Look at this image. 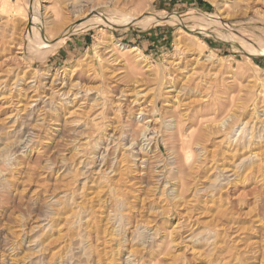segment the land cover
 <instances>
[{"label":"rangeland","instance_id":"1","mask_svg":"<svg viewBox=\"0 0 264 264\" xmlns=\"http://www.w3.org/2000/svg\"><path fill=\"white\" fill-rule=\"evenodd\" d=\"M71 3L214 15L264 44V0H0V264H264V52L176 24L98 26L46 55L27 19L54 41Z\"/></svg>","mask_w":264,"mask_h":264},{"label":"bare ground","instance_id":"2","mask_svg":"<svg viewBox=\"0 0 264 264\" xmlns=\"http://www.w3.org/2000/svg\"><path fill=\"white\" fill-rule=\"evenodd\" d=\"M140 3H141V1H140ZM146 4H148V3H146ZM69 7H70V9L68 11H66V13L64 12L65 14L63 12L58 13V18L61 16L60 24L63 27L60 30L57 39L54 41H51L50 39L46 38L45 31L42 30L41 26L38 24L39 22H37L36 19L34 18L33 13L27 19L25 31L27 32L29 40L32 43H34V45L37 46V48H40V49L43 48L45 51L44 50L43 51L41 50V51L44 52L46 55L54 52L56 48L60 47L65 42V40L67 39V37L70 34L77 33V32L82 31V30H89L91 28H95L98 26H103V27L108 26V27H112L115 29H117V28L126 29V28H129L130 26H133V27H137V28H141V29H147V28L154 27L156 25H176V24L182 25L184 29L191 28V30L198 31L201 33L203 32V33L208 34V32L211 31L219 39H221L225 42H231L240 48H246V49H248V51L250 53H253V54L264 52V44L254 45V42L253 43L247 42L245 39L241 38L237 32L230 30L226 26V24H224L221 21L222 18H220L218 16H214V15H204L203 14L204 15L203 19L200 16H199V18H197V16H191L187 19V18H184L180 15L176 16L173 13L169 14L167 12H166V14L159 13V12H157L155 14H151V13L144 14V12H139L138 14H125V13L121 14L119 12L120 14H117V13L116 14H110V15L108 14L107 16L101 17V16L90 14L91 12L88 11L87 9L82 10V8H84L82 6H81L82 8H78L79 6L78 7L75 6L74 3L73 4L71 3V5ZM35 16H37V15H35ZM191 24H193V25H191ZM110 35L99 36L98 41L93 44V48L95 49L99 45H104V46L108 45V42L111 43L110 41L107 40L109 38V40L114 42L116 44V47L118 48V52H117L118 54L115 51V53H116L115 55H117V57H119V58H122V60H125V61L131 63L132 65L133 64L135 65V62L141 58L142 54H140V50L134 46H129V45H126L124 43L118 42L117 40L113 41ZM176 39H177V43H176L177 45H179V44H182V46L186 45L185 39L183 40V38H181V37L176 38ZM29 42H28V44L31 43V42L30 43ZM31 44H30V46H31ZM124 49H129L130 51L127 50V52H125V51H123ZM35 50L37 51L38 49H35ZM113 50H115V49H111L109 51L112 52ZM132 51L135 53H133ZM38 52L39 51H37V54H38ZM36 56H38V55H36ZM112 56H113V53H112ZM117 57H116V59H117ZM213 59H214L213 55H205L203 61L211 62ZM78 65H81V64L77 63V66ZM72 66H70V68H72ZM75 66H76V64H75ZM136 66H137V64H136ZM73 68H75V67L73 66ZM62 94L66 95L68 93L64 92ZM76 94L77 93L72 94V95H76ZM95 123H97V122H95ZM252 124H251V122H248V120L241 121L240 124L238 125L237 129H239V131L241 133L243 131H246L247 127H248V131H249L248 135H249V134H251L250 129L252 128ZM219 125H221V128H222V126L224 127V125H225L224 121L221 122ZM146 131H147V129L143 130V134L142 133L141 134L143 135V140L148 142V140L152 137H147L148 131L147 132ZM230 137L229 138L232 139V136H230ZM235 138H233V139H235ZM238 138H239V136H238ZM253 140H255V139H253ZM235 141H237V140H235ZM252 143H253L252 135H249V138H248L247 142L245 143V145L247 146L248 144H252ZM129 144L132 145L131 142ZM144 144L141 145L140 149H143ZM146 144L149 145V143H146ZM189 144H190V142L188 143V145ZM181 145L185 146L186 144L184 145L182 143ZM188 145H186L187 147L185 146L187 148V151H189ZM185 147L182 148L183 149L182 152L186 151ZM131 152L132 151H130V153ZM190 152H191V149H190ZM234 152H236V149L233 150V153ZM185 153H187V152H184V154ZM188 155H189V153H188ZM184 157H185V155H184ZM254 157H255V154L251 153V154H249V156L243 158L242 160L247 159V158H254ZM257 161H259V163L262 162L261 159H257ZM252 162L254 163V161H252ZM252 162L250 163V166H251V164H253ZM259 163H257V164L259 165ZM105 171L106 170H103V172H105ZM84 183H85V181L83 182V185H84ZM82 187L83 186H81V189H82ZM47 227H48V225H47Z\"/></svg>","mask_w":264,"mask_h":264}]
</instances>
